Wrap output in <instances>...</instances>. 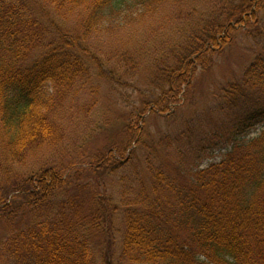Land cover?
Listing matches in <instances>:
<instances>
[{
    "label": "trees",
    "instance_id": "1",
    "mask_svg": "<svg viewBox=\"0 0 264 264\" xmlns=\"http://www.w3.org/2000/svg\"><path fill=\"white\" fill-rule=\"evenodd\" d=\"M180 1L0 0V175L5 178L0 180V201L4 188L14 193L23 188L19 181H8L11 163L21 161L25 152L56 142L54 115L66 96L93 85L90 64L99 66V79L108 78L100 62L91 58L85 45L88 38L118 20V26L128 27V15L135 9L145 16ZM238 2L227 27L206 28L179 67L164 71L161 77L168 87L164 102H175L189 82L191 56L224 44L230 31L247 25L262 5V0ZM75 16L80 17L79 32L64 25ZM261 27L264 33V19ZM224 101L236 115L235 136L264 127V46L242 82L225 90ZM110 156L103 159L114 160ZM151 163V194L134 186L122 194L120 264H264V130L205 170L174 177ZM58 180L44 172L30 182V189H40L46 196L29 197L33 203L29 224L5 244L17 264H98L93 235L103 231L104 206L95 200L99 206L84 216L72 207L71 198L62 207L69 202L72 213L53 216L49 202L39 201L56 193ZM7 223L12 228L8 219ZM114 263L102 258L100 264Z\"/></svg>",
    "mask_w": 264,
    "mask_h": 264
},
{
    "label": "rangeland",
    "instance_id": "2",
    "mask_svg": "<svg viewBox=\"0 0 264 264\" xmlns=\"http://www.w3.org/2000/svg\"><path fill=\"white\" fill-rule=\"evenodd\" d=\"M238 4V0H183L163 4L145 16L135 9L128 15V27L118 26V20L88 38L86 48L108 72V78L99 79V66L90 64L93 85L78 95L66 96L54 115L56 142L25 152L21 161L11 163L8 181H19L18 187L23 188L16 193L2 190L0 264L18 262L5 244L29 224L33 204L29 197L46 196L40 189L29 188L39 174L49 172L59 179L56 193L39 201L49 202L53 216L72 213L69 202L62 207L71 198L72 207L84 216L98 203L104 206L101 230L106 234L99 230L100 237L93 235L96 245L92 250L98 264L102 258L120 264L122 194L129 186L151 194L148 162L177 177L221 163L235 145L261 135L264 127L245 137L234 135L236 115L227 110L224 92L240 84L246 70L262 55L264 0L256 17L247 25L234 27L224 44L219 42V47L211 45L212 49H201L198 57L191 56L189 82L175 102L163 101L168 90L161 77L164 71L179 67L206 28L227 27L228 16ZM79 19L72 17L64 25L79 32ZM110 154L114 160L103 159Z\"/></svg>",
    "mask_w": 264,
    "mask_h": 264
}]
</instances>
